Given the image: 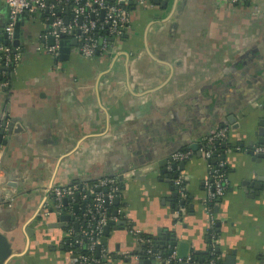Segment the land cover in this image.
Segmentation results:
<instances>
[{"label": "crops", "instance_id": "1", "mask_svg": "<svg viewBox=\"0 0 264 264\" xmlns=\"http://www.w3.org/2000/svg\"><path fill=\"white\" fill-rule=\"evenodd\" d=\"M7 15L0 0L3 29ZM71 15L68 8L64 16L70 20ZM16 22L21 23L18 45L13 35L9 43L20 60L8 86L0 88V118L4 111L19 125L1 147V166L13 185L7 188L11 197L0 192V233L11 247L3 264H75L67 248L73 220H60L67 212L54 207L51 188L120 175L119 217L126 224L111 226L103 247L108 256L131 257L108 264L149 258L134 257L142 246L129 228L153 246L158 238L164 249L173 238L188 242L189 252H207L204 181L209 169L196 152L214 128L219 102L232 104L243 93L240 123L241 112L254 127L264 117V0L240 6L222 0L136 4L129 7L123 35L110 39L109 52L93 57L79 53L74 33L64 38L63 56L48 53L51 21L40 11ZM205 103L216 110L208 112ZM229 128L221 143L229 187L213 207L219 260L234 254L235 264H264V184L253 185L264 161L248 152L249 136ZM193 143L196 150L189 148ZM183 149L194 155L184 168L178 166L190 179L187 211L177 223L170 177L177 170L165 161ZM151 264L164 263L153 259Z\"/></svg>", "mask_w": 264, "mask_h": 264}, {"label": "built area", "instance_id": "2", "mask_svg": "<svg viewBox=\"0 0 264 264\" xmlns=\"http://www.w3.org/2000/svg\"><path fill=\"white\" fill-rule=\"evenodd\" d=\"M5 0L8 7L7 23L4 31L8 33V42L12 41V31L19 14L24 12L45 11L46 18L50 19L51 26L49 34L54 37V43L45 48L56 59L59 57V42L62 34L68 35L74 33L79 53L84 57H93L96 54H103L110 51V39L120 37L129 22L130 2L142 5L149 0ZM231 6L244 5L251 0H222ZM253 13L258 8L252 3ZM70 9L71 19L65 22V12ZM78 31V32H76ZM20 53L10 44H0V68H2V77L15 70L19 63ZM8 68L9 70H4ZM9 79H0V88L8 86ZM5 115L3 111L2 116ZM230 128L225 125L211 130L202 137L199 145L201 156L207 161L209 176L204 181V206L209 216V225L207 228L210 246L213 249L217 246L216 221L213 213L214 204L220 199L229 187V178L227 174L226 161L223 157L224 150L219 144L224 143L228 137ZM239 149V147L237 148ZM262 147H256L254 154L262 153ZM194 155L191 149H183L174 152L171 155L169 168L172 163L188 160ZM215 159L214 162H209ZM177 166V176L173 179L176 191V204L174 209V218L180 223L187 211L188 190L187 183L190 176L185 172H179ZM3 173L0 170V176ZM119 178L116 176H104L96 179L93 183H76L69 185H55L50 190L53 205L58 211H65L73 216V221L68 226L67 245H85V253L79 254L75 259V264H108L114 260L129 259L131 255L121 253L118 256H108L102 243V232L109 221L120 220L121 209L116 210V215L109 211V207L118 196ZM106 189V191H103ZM78 194L79 198L75 199ZM88 196L91 201H86ZM69 199L66 205L63 199ZM77 205L78 211H74ZM78 212H80L78 214ZM78 225V231L75 225ZM135 241L142 246L141 252L134 257L138 259L141 256H153L157 261L164 264H177L179 261H185L187 264L193 263L190 253L185 259L177 256V251L173 250L170 254H163L153 251V243L146 235L136 228H129ZM198 264H215L213 259L208 262Z\"/></svg>", "mask_w": 264, "mask_h": 264}, {"label": "water", "instance_id": "3", "mask_svg": "<svg viewBox=\"0 0 264 264\" xmlns=\"http://www.w3.org/2000/svg\"><path fill=\"white\" fill-rule=\"evenodd\" d=\"M156 3L161 4V5H165L167 3V0H154ZM130 7L136 5L135 2H130ZM246 5H250L249 2L245 3ZM23 14H28V12H24ZM23 14H19L17 16V19L20 18ZM68 21V17H65V22ZM21 23L20 22H16L12 31V35L14 37V41H13V45L17 46L18 45V36H19V27H20ZM78 32V31H76ZM66 35L62 34L60 36V42H59V53H61V56H63V54L68 50L67 47H65L66 42L64 41ZM8 33L5 32L3 30V27L0 25V44L4 43L6 44L8 41ZM52 42L54 43V37L51 35L49 37ZM76 39L74 38V43H75ZM77 43V42H76ZM4 70H9L8 68H3ZM2 70V68H0V71ZM237 87V85H236ZM236 89H234V91L232 92V94L235 96L236 95ZM243 94V93H242ZM242 94L239 96V99H234L233 103L230 104L229 101L223 100V102H219L218 105L220 106V108L213 112L214 110H216V106L214 104H210V103H205L204 107L205 109L209 112L212 111L215 115L214 117V123L210 124V127H214L213 129L217 128V127H222V126H231L232 129H239L240 133L244 134L245 137H250L251 139L248 141L247 145L245 146L248 149V152L253 154V150L256 147H264V117H261L260 119H258L257 122V126L254 127L251 124V120L250 117H248L247 115H245L244 112L242 114V121L240 123V121L238 120V112L239 110V106H240V99L242 97ZM238 95V94H237ZM238 98V97H237ZM2 115V113H1ZM0 159L2 158V154L3 151L1 150V147L4 145H7V143L9 142L11 135L13 132H17L19 129V125L15 124V121L12 117H9L8 114H5L4 116H2L0 118ZM216 126V127H215ZM212 129V130H213ZM243 144V143H242ZM225 146V144H223V147ZM189 148H192L194 150L197 149V144L193 143L192 145H190ZM198 156H200V152H196ZM256 157L259 158V161H264V152L262 153H258L255 154ZM171 160V157H169L166 161H165V165H167L168 161ZM215 159H212L211 162H214ZM210 162V161H209ZM161 164V163H160ZM163 164V163H162ZM185 162H179L178 164L176 163H172L171 164V168L172 170H176L177 166H179L181 169L184 168ZM167 167L164 166L163 171H166ZM260 173H259V177H258V181L255 182L253 185L256 188H261V186L264 184V165L260 168ZM0 170L3 173L2 176H0V192L1 193H5L4 197L9 198L11 197L12 193L8 188V186H13L10 185V183L8 182V178L5 175V173L3 172V168L1 166V162H0ZM255 174H258V171H255ZM263 174V175H261ZM135 175H138V171H135ZM177 176V173H172L170 175L171 179H174ZM123 177L122 175L119 176V180H122ZM7 186V187H6ZM174 195L176 196V192L174 193ZM79 196L78 194L75 195V199H78ZM119 197L117 196L114 199L115 204L117 205L119 203ZM69 201V199L65 198L63 199V203L64 205L67 204V202ZM217 203L214 204V209L217 208ZM74 211L77 212V205H75L74 207ZM114 214L116 215V211H114ZM60 220H72L73 216L67 214V213H62L59 216ZM126 221H121L118 220L116 222L114 221H109V223L107 225L104 226L103 228V232H102V243H105L107 235L109 233V229L111 226H113V228H116L117 226H122L125 225ZM76 228L78 227V225H75ZM216 226H219V223L216 224ZM160 239V238H159ZM171 241L169 243H167L165 245V248L163 249L164 245H162L161 239L158 243V238L156 240H154V247H153V251H156L157 248H162L163 252H166L167 254H170L173 250L174 247L178 244V251H177V256L181 259H185L187 257V254L189 253V243L185 242V241H181L180 243H178L175 239L171 238ZM68 242V240H67ZM216 250L218 251V248H216ZM11 254V247H10V243L7 240V238L0 233V264H3L4 261L10 256ZM74 258H76V256L73 254ZM155 259L153 256L146 258V259H142L141 261L138 262V264H151L152 260ZM178 264H187L185 261H179ZM218 264H235V256L234 254L232 255H227L225 257V261H218Z\"/></svg>", "mask_w": 264, "mask_h": 264}, {"label": "trees", "instance_id": "4", "mask_svg": "<svg viewBox=\"0 0 264 264\" xmlns=\"http://www.w3.org/2000/svg\"><path fill=\"white\" fill-rule=\"evenodd\" d=\"M110 3H113L114 1L113 0H109ZM130 7V6H129ZM43 13L44 15H46L47 13L45 11L41 12ZM67 36V35H66ZM65 36V37H66ZM7 44H10L8 41H7ZM10 78V74H5L3 77L1 75V72H0V79H9ZM219 147H221V144H219ZM211 162V161H210ZM212 163V162H211ZM121 180H119L120 182ZM94 182V181H93ZM91 182V183H93ZM103 191H106V189H103ZM119 191H120V188H119V184H118V188L116 190L117 194H119ZM177 199V197H175ZM176 199H175V204H176ZM92 200V197L91 196H88L86 198V201H91ZM186 202L188 203V198L186 200ZM120 203H118L117 205L115 204V202L113 201L112 204L110 205L109 207V211L111 213H114V211H116L119 207H120ZM80 212H78L79 214ZM216 232L218 234V231H217V228H216ZM209 239V237H208ZM209 244H210V239H209ZM85 245H73V246H68L67 245V248H69V250L77 257L79 254L81 253H85L86 250L84 248ZM217 246L213 249V253H212V249H211V246L209 245L208 246V249H207V252L205 253H200V252H189L190 255H191V260L193 263H201V262H208L209 260L213 259L215 261V264H218V261H219V254H218V251L216 250ZM165 255L167 253H164Z\"/></svg>", "mask_w": 264, "mask_h": 264}]
</instances>
